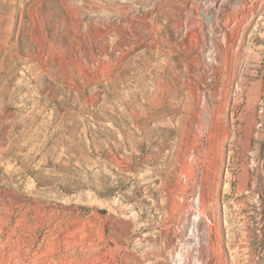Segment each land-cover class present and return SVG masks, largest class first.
Wrapping results in <instances>:
<instances>
[{"label":"rangeland","instance_id":"rangeland-1","mask_svg":"<svg viewBox=\"0 0 264 264\" xmlns=\"http://www.w3.org/2000/svg\"><path fill=\"white\" fill-rule=\"evenodd\" d=\"M0 264H264V0H0Z\"/></svg>","mask_w":264,"mask_h":264},{"label":"bare ground","instance_id":"bare-ground-1","mask_svg":"<svg viewBox=\"0 0 264 264\" xmlns=\"http://www.w3.org/2000/svg\"><path fill=\"white\" fill-rule=\"evenodd\" d=\"M136 118V117H135ZM137 120V119H136ZM148 125V124H147ZM240 187V186H239Z\"/></svg>","mask_w":264,"mask_h":264}]
</instances>
